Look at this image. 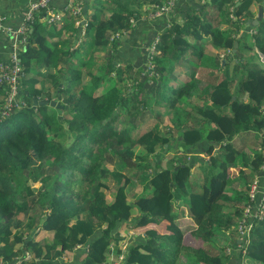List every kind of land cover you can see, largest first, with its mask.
Returning <instances> with one entry per match:
<instances>
[{
	"label": "trees",
	"instance_id": "1",
	"mask_svg": "<svg viewBox=\"0 0 264 264\" xmlns=\"http://www.w3.org/2000/svg\"><path fill=\"white\" fill-rule=\"evenodd\" d=\"M164 1L83 0L90 4L92 11L86 17L83 30V36L88 34L89 37L71 48L68 45H73L75 36L64 46L68 37L64 32L69 29L76 32L77 16L69 15L61 22L50 23L51 29L60 30L53 40L55 32L42 33L41 22L35 19L28 44L21 53L25 76L21 78L23 86L19 94L24 105L17 104L12 113L0 120V264H10L18 254L22 257L24 249L31 251V259H21L14 264H105L111 260L109 252L116 256L123 250L126 260L123 263L122 260V264H224V250L229 244L223 248L212 240L219 230L230 229L241 216L247 183L264 161L261 153L264 148V64L242 59L243 51L248 53L253 48L264 54V20L258 21L253 32L248 31V26L239 33L240 24L253 15L248 8L253 0H240L237 5H234L236 0H194L197 2H190L179 17L175 15L179 0H175L166 15L148 21L139 19ZM42 13L41 10L39 14ZM159 18L162 23L157 29ZM135 28L149 31L148 34L158 31L155 42L158 52L152 61L162 62L161 69L169 61H178L184 49H199L202 41L216 50L226 51L233 47L234 40L237 42L234 51L224 55L222 65L218 63L221 57L211 54L219 68L226 67L229 61L232 66L228 76L224 73L210 75L212 84L202 96V105L176 108L179 96L192 95L195 80L188 86L182 85L173 97L165 81L159 80L167 106L177 111L169 118L170 123H158V128L149 127L138 134L132 131L137 125L130 117L135 118L139 111L142 88L138 90L135 84L129 92L124 90V78L119 73H128L130 63L120 64L113 56L134 58L137 48L128 51L125 47L131 37H135ZM94 46L101 47L103 54L93 55L90 63V55L86 57L85 53ZM123 48L125 52H121ZM74 51L81 54L77 63L86 69V83L80 81V67H77L74 88L71 81L75 74L70 69L52 81L54 95L36 86L32 90L26 88L27 81H37L29 74L30 59L46 64L58 54L60 58V53L68 57ZM66 57L63 60L68 67L70 59ZM110 72L114 79L103 87L104 74ZM4 94L0 86V108L5 103ZM32 95L38 99L59 96L63 107L58 118L49 120L43 115L35 120L32 113L39 112L40 105L44 104L32 105ZM62 112L70 115L60 117ZM256 133L261 135L260 145L247 152L248 140ZM135 146H138L136 150ZM107 147L111 158L122 167L134 176L142 173L146 177L143 188L132 201L125 193L128 176L103 164ZM169 149L175 152L171 165L162 166L157 159ZM191 149L207 156L208 171L196 190L188 189L191 166L203 157L188 156ZM47 161L55 168L52 173L44 172L43 163ZM150 163L152 168H148ZM235 163L238 169L234 182L241 180L242 188L229 186V166ZM23 167L29 177L21 173ZM143 167L148 168L147 174ZM74 177L76 191L71 186ZM107 177L114 181L109 199L104 194ZM28 178L39 179L40 186H31ZM227 189L236 190V197L231 198L234 192H230L226 199ZM175 199L186 206L184 215L193 222L192 235L197 239L190 247L184 246L181 252L184 261L178 258L182 230L176 221ZM36 205L40 208L39 219L32 224L33 216L23 217L22 212ZM125 223L130 226L123 227ZM157 225L162 226L163 231H159ZM38 228L43 236H50V241H38ZM128 230L138 236L133 235L130 242L122 245L119 241ZM236 238L238 236L231 242H236ZM243 248L242 253L239 251L238 264L245 261L264 264V219L254 223ZM61 256L73 259L62 261Z\"/></svg>",
	"mask_w": 264,
	"mask_h": 264
},
{
	"label": "rangeland",
	"instance_id": "2",
	"mask_svg": "<svg viewBox=\"0 0 264 264\" xmlns=\"http://www.w3.org/2000/svg\"><path fill=\"white\" fill-rule=\"evenodd\" d=\"M179 1H182V0H179ZM250 1H252V0H250ZM248 8L251 11L250 13L255 16L256 15V3L254 1L253 2H249L248 3ZM87 9H88V11L85 14L86 17L88 16L89 13L92 12L90 10V4H88V3H87ZM183 13L180 14L179 12L175 11V15L176 16L178 14L179 15H183ZM146 14L141 15L139 17V19L145 21L146 20ZM69 15H71V14H68V12H66L64 17H67ZM104 15H106V13ZM262 18L264 20V13H263ZM76 19H77V17L75 18V20ZM39 20L38 21L41 22L40 30H41L42 33L44 32V34H45V32H46V34H49V32L54 31L55 35L58 36L60 30L59 29H51V24L50 23H52V22L47 21L45 17H41ZM158 22H157V29L160 26V24ZM155 29H156V27H155ZM247 29H248V31L253 32L255 29H257V25H253V26L250 25V27H248ZM137 31H138V29L135 28L133 36H135ZM67 32H69L67 34L69 36L65 37L66 40H64V42H65L64 46H67L68 43H69V38L73 37L72 32H70V30H68V31L65 30L64 33H67ZM157 34H158V31L156 30L155 32H152L150 35L148 33H143L141 35V37L137 38L136 40H135V37L134 38L131 37V39L128 42V45L131 44V43L136 44V47H137L136 56H135V59H131L130 60L129 69L127 70L128 73H126V74H122L121 72L119 73L124 78L123 85H124V90L125 91L129 92L130 91V87L132 85H135V84L139 88L138 90H140V88H142L141 91L139 92V96L141 97L140 103H139V111L136 114L135 118L130 117V120L134 121L136 123V125H137V126L133 127V129H132L134 134H138V133L142 132L143 130H145V129L149 128V127L153 128V127L156 126L155 128H158V123L160 125L162 123H170L169 118H171L177 111V109L174 110L173 107L170 108V107L167 106V101H166L167 98H164L162 96L161 88L158 86V83H159L158 81L162 80L163 77H165L166 72L163 71V69H161L162 62H158L157 63V62L152 61V57L154 56V54L156 52H158V48L155 45V38H156ZM88 37H89L88 34L83 36V32L78 31V35L75 36V38H72V41H73V39H75L74 40L75 42H78L79 40L87 41ZM206 43H207L206 41H202V43H200V49H196V50L195 49H191V48L190 49H186L184 52H182V57L180 58V59L184 60L185 63H188L189 61H191V62H195V64L205 66L204 67L206 69L205 72H204L205 78L208 75V70L207 69L209 67H211L210 66L211 65V61H209L210 64H208V65L205 63L206 62L205 61V57L206 58H208V57L205 56V53L202 51V48L207 45ZM71 46H72L71 44L68 45V48H71ZM102 50L103 49L101 47H99V46L98 47L94 46V47L88 48L87 53H85V56L88 57L90 55V59L88 61L90 63H92L93 55L97 56V57L99 55H102L103 54ZM121 50H122L121 52H125L124 48L121 49ZM79 53H77V51H74V53L71 56H68V57H66L65 55L60 53L61 54L60 58H59V54H58V56L55 57V60L53 58L52 60L48 61V63H46V64H43V63L41 64V63L35 62L34 59H30V61L32 63V67H31V70H30L31 73H29V74L33 75V78L35 80H37V81H36V83H33V80L27 81L25 83L26 88L32 90V88L34 86H36L42 92L49 93V95H54L55 88L52 86V81L56 78V76H60L61 77L62 75L67 74L69 72V69L72 70L73 73L75 74V78L71 81V83L73 84V88H74V82L77 81V67H80V66H78V63H77V58L81 56V54H79ZM224 53H225L224 51L220 50V53L218 55L221 56ZM242 54H244V55H242L243 56L242 59L243 58H245V59L248 58V61H252L253 60V61H257L259 63V65H262V63L264 64V54L259 52V51H257L254 48H253L252 51H249L248 53H245L243 51ZM113 56L115 57V59H117V61L120 60V59H122V60L124 59V57H123L124 55H121V54H119V56H118V54H116V56H115V54H113ZM65 57L70 59L68 61V67L66 66L67 63H64V60H63ZM180 59H178V61ZM105 60H106V55L104 56V61ZM119 62L121 64V61H119ZM170 62H173V61H170ZM170 62H168V64L165 65V67L166 66H167V68L171 67L173 65V63H170ZM212 62L214 63V64L212 63V66H217L218 65L217 64L218 61H216V59L214 61H212ZM223 62L224 61L221 60L218 63H220L222 65ZM124 64H125V62L123 60V65ZM214 68H215V73H217L218 76L221 73H224V74H226V76H228V71L230 70L231 67L229 68L228 64H227V66L224 67L222 70L220 68H218V66L214 67ZM84 70L86 71V69L84 67L83 68L80 67V69H79V72H81L79 79H80L81 82H83V84L87 82V76H86ZM102 72L104 73V70H100V73H102ZM237 73L239 75V71ZM205 78L203 79V81L207 82L205 80ZM113 79H114V75H112V72H110L109 74L105 73L104 74V79H103L104 80L103 87H106L108 85L109 81H111V80L113 81ZM188 84H189V81H186L185 83H183L181 85L188 86ZM178 86H180V85H177V83L175 81H173V79L167 80L166 89H169L168 93H169L170 96L173 97L176 94L177 90L180 88ZM198 86H199L198 88L196 87L197 89L196 88L194 89L196 91V93H197L196 94L197 96H194V99L195 98L196 99L202 98V96L207 91V85H198ZM1 87L4 89V92H5V86L1 85ZM176 87H178V88H176ZM76 88H77V86L75 87V89ZM198 95H200V96L198 97ZM6 97H10L8 95V93H6ZM194 99L191 98V96L184 97L183 95H181V96L178 97L179 102H177V103L180 104V106L182 108H187L188 109V108H190V106L193 103ZM201 100H199L200 103L198 102L199 103L198 105H201L203 103V99H201ZM39 109H40L39 112L34 111L32 113L35 120L40 119L41 116H43V115L48 116L49 120H51V119L54 120L55 116L58 118V113L56 112V108L51 106V105H48V104L40 105ZM165 109H170V110L165 111ZM7 111H9V110L5 106L0 108V120H2L5 117H7L8 113H9ZM164 111L166 112L168 117H165L163 115ZM63 113L64 112H62V115L60 114V117H63V116L64 117H68L70 115V113H68V112H65L64 114ZM57 121L59 122V120H57ZM205 124L206 123H203V125H205ZM251 140H252V142L249 141V143H248L250 145L247 147V150H248L247 152H252L251 151L252 147L256 148L257 146L260 145V140L257 138L256 135L252 136ZM137 147L138 146H135L133 149L136 150ZM106 149H107V151L105 150L106 152L103 153V157L105 159L103 164L107 168H111V169L115 168V169L119 170L123 174V176L124 175L128 176L129 179H128V182L126 183L125 193H126V197L132 201L133 197L135 195H137L140 192V190L143 188V182L146 180V177H145L144 174L142 175V173L136 174V176H134V174H132V172L130 170H127L124 166L122 167L119 161L115 160L114 158L112 159L111 158L110 149L108 147ZM92 151H94V150L92 149ZM174 153L175 152L173 150H171V149L166 150L165 152L163 151V154L160 155V157H158V159H157L158 162H160V165H162V166H170L171 165V161L170 160H171L172 154H174ZM199 155H202L203 160L202 159L195 160L194 163H197V164H193L191 166V175L192 176H191V180L189 178V181H188V189L189 190L198 189L199 184L204 181L205 175H206V173L208 171V168L206 166V164H207L206 163L207 162V160H206L207 156L206 155L204 156V154H202V153H200ZM196 158H198V155L196 156ZM204 162H205V164H204ZM148 166H149L148 168H152V163L148 164ZM43 168H44V172L45 173H52V171H55V168L51 166L50 161L44 162L43 163ZM143 168L145 170V173L147 174L148 171H149L148 168L147 169H146V167H143ZM21 170H22L21 173L23 175H25L26 177L30 176L29 172L26 170L25 167H23ZM236 170H237V168H236ZM251 177H252V175H251ZM73 180H75V181H74V184L72 182V185H71L72 186V190L74 189L73 186L75 187L76 184H77L76 183L77 182L76 181V177H74ZM228 180H230V179H228ZM238 181L239 182H237V183L239 184V188H242V181L241 180H238ZM105 182L108 185L104 189V194H105L106 198L109 199L111 197V194L114 191V187L112 185V183L114 181H112L111 178L107 177L105 179ZM28 183L31 186H33V187L40 186L39 185L40 184V180L39 179L28 178ZM232 184L230 185V187L236 188V186H232ZM234 185H235V183H234ZM74 190L76 191V189H74ZM230 192L231 193L234 192L231 195V198H232V196L236 197V190L232 191V189L231 190L227 189L224 192L225 193L224 195H225L226 199H227V196L229 195ZM228 201H231V200H228ZM173 205L177 208L178 217H177L176 221H177V224L179 225V227H181V230H182V240L180 242V244L182 246H179V248L181 247V249H180V252L178 253V258L181 261H184L185 260L184 255L181 253L183 251L184 246L190 247V244L191 243H195L197 239H195L193 237V235H192V229L194 227L193 222L189 218L187 219V217L184 215V214H186V206L183 203L180 204L177 199H175L173 201ZM44 211H46V210H44ZM39 212H40V208H39L38 205H36V206H31V207L28 206L27 208H25L23 210L22 214H23V217L32 215L33 216L32 224H33L34 222L38 221L39 217L37 215H38ZM230 212H232V211H230ZM237 220H239V219H237ZM236 223H237V221L231 226L230 229L219 230L214 235L213 239L215 241L214 240H212V241L214 243H216L217 245H220L223 248H225L226 247L225 244H227L229 241H231V238H230L231 235L232 236H238ZM129 226H130V224L125 223L123 227L126 228V227H129ZM156 228L159 231H163V227L160 226V225H157ZM39 231H40V228H38V230H37V232H38L37 233V235H38L37 238L39 239L38 241L40 243H44L47 240L50 241V236L48 234L43 236L42 235L43 232H39ZM130 231L131 230H128V232L125 231L124 233L126 234V236L122 240H120L119 242H121V243L124 242L126 244V243L130 242V239L132 238L133 235H137L136 233H133V232H130ZM120 235H122V234H120ZM197 243H198V241H197ZM113 245H114V243L112 242V246ZM234 249H235V247H234ZM185 250H188V249L185 248ZM218 250L219 249H217V251ZM231 250H232V248L229 247V251H231ZM23 251H24L23 252L24 253L23 256L20 257V254L14 256V258H13L14 260L11 261L10 264H14L16 262H19L21 259L22 260H26V261L31 259V257H32L31 251H29L28 249H24ZM233 252H234V250L232 251V253ZM110 255H111V253L109 252V256ZM117 259H120V260L124 261V253L121 254L120 257L119 256L117 257V255L114 256L113 258L111 257L110 264H115L117 262ZM5 264H7V263H5ZM105 264H107V263H105ZM243 264H249V263H246V261H245Z\"/></svg>",
	"mask_w": 264,
	"mask_h": 264
},
{
	"label": "built area",
	"instance_id": "3",
	"mask_svg": "<svg viewBox=\"0 0 264 264\" xmlns=\"http://www.w3.org/2000/svg\"><path fill=\"white\" fill-rule=\"evenodd\" d=\"M175 0H165L164 3L153 8L148 12L147 17L156 19L159 15L164 16L175 5ZM51 0H28L19 11V20L16 23L5 24L6 16L0 13V86H5V106L10 112L17 104L24 105L20 99L21 77L23 76L22 65L19 54L28 41V32L32 27L36 15L42 11V17L47 21L53 22L60 19L62 9L53 11L50 6ZM63 8H66L64 5ZM81 4L76 3L72 8L73 14H79ZM158 36L155 38V42ZM6 93L10 97H6ZM2 106V107H3ZM264 156V149L262 150ZM264 173V161L255 172L246 188V201L242 207V213L237 220L236 227L238 233V242L235 244V250L244 251L245 243L254 223L264 219V182L258 177V173ZM228 246L225 253H230ZM77 248V245L75 246ZM110 264V262H107Z\"/></svg>",
	"mask_w": 264,
	"mask_h": 264
},
{
	"label": "crops",
	"instance_id": "4",
	"mask_svg": "<svg viewBox=\"0 0 264 264\" xmlns=\"http://www.w3.org/2000/svg\"><path fill=\"white\" fill-rule=\"evenodd\" d=\"M74 1H80V0H51V3H50V6H52L51 7V9L53 10V11H58L57 9H60V8H62L63 7V5H65L66 3H68V2H70V3H73ZM200 1H202V0H200ZM196 3L197 1H194V0H182V1H178V3H179V7L176 9V12H179L180 14L181 13H183L184 11H186V9L188 8V5H189V3ZM253 2V1H252ZM22 6H23V4H21V3H19V1L18 0H0V13H4L5 14V16H6V19L4 20V23L5 24H11V23H16V22H18V20H19V11H20V9L22 8ZM87 11H88V9H87ZM44 13V12H43ZM148 14V13H147ZM147 14H146V20L148 21V19H150V18H148L147 17ZM254 15H252L251 17H249V18H247V19H245L242 23H244L245 21H249V19L250 18H252ZM42 17V16H41ZM178 17H179V14H178ZM39 20V19H38ZM63 20V19H62ZM61 20V21H62ZM40 21V20H39ZM61 21H58V22H61ZM159 24H161L162 22V20L159 18V20H156ZM241 23V24H242ZM249 23V22H248ZM241 24H240V30H239V33L243 30V28H242V26H241ZM248 26H250V25H248V24H245V25H243V27H248ZM74 28H75V30H76V32L75 33H72V35H73V37L74 36H77V32L78 31H80V32H83V30H84V27H82V26H79L78 25V23L77 22H75L74 21ZM70 30V29H69ZM68 31V30H67ZM67 33H69V32H67ZM143 33H149V31H137L136 32V34H135V40L137 39V38H140L141 37V35L143 34ZM151 33V32H150ZM66 34V33H65ZM150 35V34H149ZM148 35V36H149ZM67 36H69V35H67ZM52 40H53V38L55 39H57V36L55 35V33H54V36L52 35ZM75 39H73V45H74V43H77V42H75L74 41ZM202 43V42H201ZM207 45L205 46V47H203L202 48V51L205 53V56H207L208 58H206L205 57V63L208 65V64H210L209 63V61H211V67H209L207 70H208V75H207V77L205 78V74H204V72H205V66H203V65H198V64H195V62H191V61H189L188 63H185V61L184 60H182V59H180L179 61H173V62H170V63H173V65L171 66V67H168L167 68V66L166 67H164L163 68V71H165L166 72V75H165V77H163V79H162V81L164 80L165 82V84L167 85V80H170V79H173V81H175L176 83H177V85H180V86H178V87H181L182 85L181 84H183V83H185L186 81H191V80H195V82H196V87L198 88L199 86L198 85H207V89H209L210 87V85L212 84V79H211V77H210V75L211 74H213V75H216L217 73H215V68L214 67H217V66H212V61H214V56L213 57H211V54H214V53H217V54H219L220 53V50H216V49H214V48H212L208 43H206ZM72 45V46H73ZM200 47V46H199ZM126 48V47H125ZM134 48H137L136 47V44H134V43H131V44H127V50L129 51V50H132V49H134ZM186 49H190V48H186ZM186 49H184L183 51H185ZM200 49V48H199ZM125 50V49H124ZM135 56H136V52L134 53V58L133 59H135ZM226 56H224V57H221L220 58V60H223L224 61V58H225ZM120 59V58H119ZM132 59V57H131V55H129V56H127V58H124L123 60H124V62L126 63V62H128V63H130V60ZM123 60L122 59H120V61L123 63ZM230 63V64H229ZM229 63H228V67L230 68L231 66H232V61H229ZM168 64V63H167ZM166 64V65H167ZM214 64V63H213ZM219 68V67H218ZM220 69L222 70L223 68H221L220 67ZM223 73H221L220 75H222ZM203 75V76H202ZM205 78V80L207 81V82H204L203 81V79ZM178 87H176V88H178ZM196 88V89H197ZM197 93H196V91L194 90V92H192V95H191V98H193L194 99V96H197L196 95ZM198 97H199V95H198ZM202 98H200V99H194L193 100V103L192 104H199L200 102H199V100H201ZM202 101V100H201ZM199 102V103H198ZM203 104V103H202ZM201 104V105H202ZM178 106H180V104H178L177 103V106H176V108L178 107ZM176 108H173L174 110L176 109ZM168 110H170V109H165V111H168ZM164 111V116L165 117H168V115L166 114V112ZM253 135H256L257 136V138L259 139V140H261V135L260 134H253ZM235 138L237 139L238 137H236L235 136ZM249 141H251V140H248V142ZM247 142V143H248ZM236 143H237V141H236ZM174 144V143H173ZM199 152H198V150L197 149H191L190 150V152L188 153V156L189 155H194V156H197L198 155V157H199ZM195 162V161H194ZM193 162V164H197V163H194ZM236 162H239V160H237ZM204 164H205V162H204ZM236 164H238V163H235V165L232 167V165H230L229 167L231 168V171L229 172V174H228V179H230V183H229V186L232 184V186H236V188L237 187H239V184L238 183H236V182H234L235 181V178L237 177V170H236V168L238 169V166H236ZM234 171V172H233ZM258 171V170H257ZM257 171H255V172H257ZM236 172V173H235ZM258 177H259V179L261 180V182H264V173L263 172H259L258 173ZM234 183H235V185H234ZM130 232H132V231H130ZM235 237L236 236H230V238L231 239H235ZM237 239V238H236ZM238 242V239L236 240V242H232L231 243V241H229L228 242V244H229V246H230V248H232V251L234 250V252L232 253V251L230 252V253H228V254H226V253H224L225 254V261H224V264H238V254H237V251L234 249V247H236L235 246V244ZM124 245V244H123ZM125 250H123V252H124ZM122 253V252H121ZM118 255H120V254H117V256ZM113 258L114 257V255H110V258ZM60 259L62 260V261H65V260H67V261H70V260H72L73 258L71 257L70 259H67L66 258V256H61L60 257Z\"/></svg>",
	"mask_w": 264,
	"mask_h": 264
},
{
	"label": "water",
	"instance_id": "5",
	"mask_svg": "<svg viewBox=\"0 0 264 264\" xmlns=\"http://www.w3.org/2000/svg\"><path fill=\"white\" fill-rule=\"evenodd\" d=\"M18 1H19V3L24 4L28 0H18ZM253 1L256 3V15L253 16L252 18H250L249 21H245L244 23H242L241 24L242 28H245V27H243V25H245V24L252 25V26L253 25H257L258 21L263 16L264 0H253ZM239 2H240V0H236L234 2V5H237ZM86 8H87V4L83 3L82 8H81V13L83 15V17L81 19V22L84 21ZM236 45H237V42H236V40H234L233 41V47L230 48L229 54H231L234 51ZM232 97H234V96H232ZM31 104L32 105H36V104H48V105H51V106L56 108V112L57 113H60L61 109L63 107V105L59 101V97H56V98L54 97V98H50V99H37V97L35 95H32L31 96ZM263 110H264V106H263Z\"/></svg>",
	"mask_w": 264,
	"mask_h": 264
},
{
	"label": "clouds",
	"instance_id": "6",
	"mask_svg": "<svg viewBox=\"0 0 264 264\" xmlns=\"http://www.w3.org/2000/svg\"><path fill=\"white\" fill-rule=\"evenodd\" d=\"M76 3H80L81 4V8H82V5H83V0H80V1H74L73 3H70V2H68V3H66L65 4V6H66V8H60V9H62V11H61V16H60V19H58L59 21L61 20V19H64V15L66 14V12H68V14H71V15H75V16H77L78 18L75 20V22H77L78 23V25L79 26H82V27H84L85 26V22H86V16H84V21L83 22H81V19H82V17H83V15H82V13H81V10H80V13L79 14H73L72 12H71V8L76 4ZM24 5V4H23ZM64 6V5H63ZM60 9H58V10H60ZM86 10H87V8H86ZM44 12V11H43ZM40 13V12H39ZM37 14L36 15V19H40L41 18V14ZM65 13V14H64ZM43 14V13H42ZM85 14H86V12H85ZM31 29H32V27L29 29V32L31 31ZM29 32H28V39H29ZM27 43H28V41H27ZM27 45V44H26ZM25 47V46H24ZM24 47H23V49H24ZM23 51V50H22ZM22 51L20 52V54H19V59H20V62H21V53H22ZM222 51H224L225 53L223 54V55H219L220 57H223L227 52L229 53V51H226V50H222ZM21 65H22V62H21ZM22 70H23V66H22ZM25 76V74H24V70H23V77ZM22 78V77H21ZM23 85L21 84V87H22ZM37 97V96H36ZM57 97H59V96H57ZM52 98H54L53 96H52ZM38 99V98H37ZM59 101H60V97H59ZM11 113L13 112V109H12V111H10ZM9 112V113H10ZM8 113V114H9ZM122 252V253H121ZM119 254L121 255V254H123L124 252L123 251H121ZM224 252H225V250H224ZM226 254H228V253H226ZM237 254H238V256H239V252L237 251ZM120 255H118L119 257H120ZM117 256V257H118ZM124 257H125V255H124ZM126 259H124V261H125ZM111 260H109L108 262H110ZM121 261L122 260H120V259H117V262L115 263V264H120L121 263ZM124 261H122V263L124 262ZM107 263V262H106ZM121 263V264H122Z\"/></svg>",
	"mask_w": 264,
	"mask_h": 264
}]
</instances>
